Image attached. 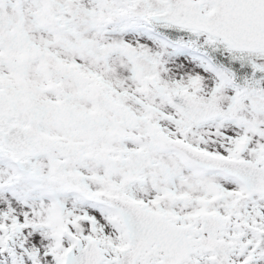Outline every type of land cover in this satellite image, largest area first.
Masks as SVG:
<instances>
[{
  "label": "snow or ice",
  "instance_id": "6c2138e0",
  "mask_svg": "<svg viewBox=\"0 0 264 264\" xmlns=\"http://www.w3.org/2000/svg\"><path fill=\"white\" fill-rule=\"evenodd\" d=\"M0 264H264V0H0Z\"/></svg>",
  "mask_w": 264,
  "mask_h": 264
}]
</instances>
